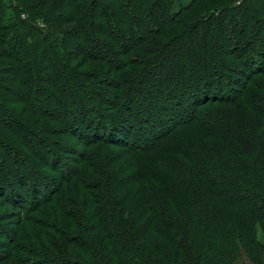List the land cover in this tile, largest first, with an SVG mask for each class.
I'll return each instance as SVG.
<instances>
[{
	"label": "trees",
	"instance_id": "1",
	"mask_svg": "<svg viewBox=\"0 0 264 264\" xmlns=\"http://www.w3.org/2000/svg\"><path fill=\"white\" fill-rule=\"evenodd\" d=\"M0 112V264H264V0H0Z\"/></svg>",
	"mask_w": 264,
	"mask_h": 264
},
{
	"label": "rangeland",
	"instance_id": "2",
	"mask_svg": "<svg viewBox=\"0 0 264 264\" xmlns=\"http://www.w3.org/2000/svg\"><path fill=\"white\" fill-rule=\"evenodd\" d=\"M261 5L263 4V2L262 3H260ZM96 9L97 10H99L100 9V5H98L97 7H96ZM163 14H161V13H159L158 14V16H156L157 17V21H162V19H163ZM238 21L239 22H241V21H243V18H241V17H238V20L236 21L237 22V24H238ZM150 25H153L152 24V22L149 20H146L145 21V23H144V25L142 26V32H145V31H147L149 28H150ZM236 31L234 32V35H232V36H234L235 37V35H236ZM190 39L188 38V37H185L182 41H186V42H180L178 45H179V47L180 48H178L179 49V51H180V57L181 56H184V53L186 52L185 51V48L187 49L188 48V43L187 42H190L189 41ZM187 43V44H186ZM223 43H224V45H223V49L224 50H228L229 48H230V45H228L227 44V42L226 41H223ZM177 49V50H178ZM94 52H98V53H100L101 51L99 50V49H94ZM184 59V58H183ZM187 59V62L188 63H193V62H191V60L190 59H188V58H186ZM169 62V61H168ZM168 62H166L165 63V66H164V69L162 70L163 72L164 71H166L168 68V66H166L167 65V63ZM178 62L175 60V62L173 63V65L174 64H177ZM172 64V63H171ZM153 80L152 79H146L145 80V83H144V87H148L150 84H151V82H152ZM38 104H40L41 105V103H38ZM41 106H43L44 107V105H41ZM42 107V108H43ZM52 107H55L54 105H52L51 106V108ZM0 120L1 121H5V122H8L7 121V117L6 116H4V114L3 113H1L0 112ZM8 127H9V130H10V128L12 129V130H14L17 134H19L20 136H22L23 138H27L28 137V135L25 133V132H22L15 124H12V123H8ZM67 131H68V129H67ZM68 133H70V131H68ZM71 135V136H70ZM25 136V137H24ZM69 136L70 137H75V136H73V134L72 133H70L69 134ZM66 140H64L63 142L67 145V144H69V145H71V146H75L77 149H82L83 147V145L81 144V140H79V139H77L78 141H76V140H73L74 138H72V140L71 139H69V137L68 138H65ZM71 141V142H70ZM74 143V144H73ZM40 148V149H42V151H44V146H38V145H36V144H34V146L32 147V148H34L35 150H38V148ZM3 154H4V152L2 151V150H0V157H2L3 156ZM61 154V153H60ZM70 157H72V158H77V156L75 155V154H73V153H69L68 154ZM46 157H47V154H46ZM7 164H8V166H11V163L10 162H6ZM24 163V164H23ZM22 164H20L19 165V168L22 170V171H24L25 172V170H27L30 166V164L32 165V164H34L35 162L32 160V158L30 157V158H28V161H25V162H23ZM58 165H61V164H58ZM47 172H48V175L49 176H51L52 178L53 177H55V183L58 185V183H59V179H57L59 176H57L52 170H50V169H48L47 170ZM61 179V178H60ZM227 196H230V198H236V194H228ZM259 196V195H258ZM1 212H9V216H8V218L7 219H5L6 221L8 220V221H12L13 219H14V222H16V224L14 225H12L11 226V228L12 227H14L15 228V226H17L18 224H19V220L18 219H15L16 217V214L15 213H17V212H19L18 211V209H16V208H12L11 209V207H9V206H6L5 208H4V210L2 211V209L0 208V214H1ZM13 215V216H12ZM11 216V217H10ZM15 217V218H14ZM0 251H3V249H2V247H0Z\"/></svg>",
	"mask_w": 264,
	"mask_h": 264
}]
</instances>
